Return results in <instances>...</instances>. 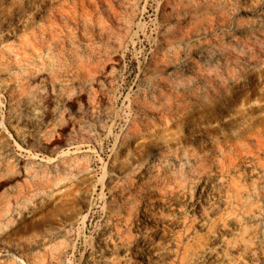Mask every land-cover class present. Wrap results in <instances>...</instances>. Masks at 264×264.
<instances>
[{"label":"rangeland","instance_id":"1","mask_svg":"<svg viewBox=\"0 0 264 264\" xmlns=\"http://www.w3.org/2000/svg\"><path fill=\"white\" fill-rule=\"evenodd\" d=\"M243 234L234 264H264V0H0V264H171Z\"/></svg>","mask_w":264,"mask_h":264},{"label":"bare ground","instance_id":"2","mask_svg":"<svg viewBox=\"0 0 264 264\" xmlns=\"http://www.w3.org/2000/svg\"><path fill=\"white\" fill-rule=\"evenodd\" d=\"M235 151L238 152V149H236ZM229 161H230V157L228 155H224L223 156V162H221L223 167H226L232 163V162H230L229 164H227L226 162H229ZM198 171L201 172L200 169ZM173 178H175V177H173ZM185 181H186V179H185ZM165 182H167V181H165ZM174 186L176 189L188 190L189 184L183 182L182 184L176 183V185H174ZM230 192L232 194L231 205H233V207H234V205H237V207H241V209L243 210L242 214L233 212V214L230 215L231 220H237L238 219V221L242 222L244 219H246L250 215H252V216L255 215L256 212H255V209H253V206L252 205H249V206L245 205V199L242 196V191L240 190L238 185H235L233 188H231ZM238 209H240V208H238ZM116 216L119 218L120 221L122 219H125L124 221L126 224H129L132 221V218H130L131 217L130 215L128 216V218L122 215L121 208H119V211L116 214ZM228 221H229V219L226 220L224 218L216 219L210 225V231L211 232H217L219 230L220 226L221 225L225 226ZM245 233H247V232L245 231ZM239 238H233V239L225 241L223 244V247L225 249H223L219 255L217 254V256H216V254H214L212 252H210V253L205 252V244H206L205 239H203V238L198 239L197 241H194L193 243H188L186 245V247H184V249H183L180 260L174 261V263H171V264H191V262H190L191 260H193L192 263H194V264H202L206 258H212V257L213 258L215 257L217 259L222 257L223 261H224L223 264H234V260H233V258L230 257V254H229L231 249H233V248L235 249L237 247L243 246L242 248H244V251H245L244 253H249V252H251V248L253 246L252 245L250 248V245H249V242H251V237L249 239L245 238L244 234H243V237L240 239ZM128 240H130V239H128ZM153 251L156 253L158 250L155 248V249H153ZM152 254L154 255V253L140 254L139 257H140V259H142L140 261L144 260V264H152V262H154L153 258H152Z\"/></svg>","mask_w":264,"mask_h":264}]
</instances>
